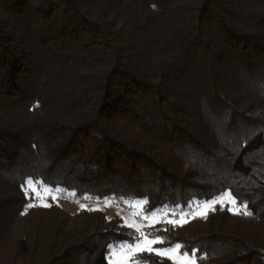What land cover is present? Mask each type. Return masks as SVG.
I'll return each instance as SVG.
<instances>
[{
  "label": "trees",
  "instance_id": "trees-1",
  "mask_svg": "<svg viewBox=\"0 0 264 264\" xmlns=\"http://www.w3.org/2000/svg\"><path fill=\"white\" fill-rule=\"evenodd\" d=\"M28 177L68 191L34 204ZM229 191L236 211L150 237L196 264H264V0H0V264H111L109 245L141 240L57 201L188 213Z\"/></svg>",
  "mask_w": 264,
  "mask_h": 264
},
{
  "label": "snow or ice",
  "instance_id": "snow-or-ice-1",
  "mask_svg": "<svg viewBox=\"0 0 264 264\" xmlns=\"http://www.w3.org/2000/svg\"><path fill=\"white\" fill-rule=\"evenodd\" d=\"M22 189L25 190L26 195L31 194V196L37 200L41 199L42 192L48 193L52 200H58L59 195L61 193H65L68 189L62 188L60 186H56L55 188L51 186H45L43 182L34 180L31 177L25 179L24 184L21 185ZM39 189V190H38ZM75 195V193H72ZM87 199V197H84ZM97 201H100V198H96ZM114 199V197H104L103 203L108 204L110 200ZM121 200L124 202L130 203L134 202L137 207L143 209L144 206L148 204L147 198H125L123 196L120 197ZM227 199L228 203L231 205H236L237 201L233 194L229 192L220 193L218 196H214L211 200L206 201H198V200H190L187 203V208L189 209L188 213L183 211H179L184 208V205L176 204L175 207H170L169 205L165 204L160 208L154 209L149 213H145L141 211L140 215L143 219L152 220V224L148 226H152L155 223L164 222L165 217L162 216L161 219H156V217L161 214L165 213V216L169 215L172 218H167L166 222L172 225H182L183 223L187 222L186 216L189 214L192 215H201L206 216V210L211 209L215 210V205L220 204L221 208L223 209L225 200ZM33 206V205H29ZM43 206H50L48 204H44ZM201 206L205 209V211H200ZM82 208L85 205H81ZM243 209L244 214L252 215V212L248 211V205L244 204L241 206ZM90 210H101V209H90ZM230 211H235L234 208H229ZM178 216V218H176ZM129 227H134L137 232H141V228L135 225H128ZM166 241L162 237L150 238V234L148 233H141V242L134 243V244H127L125 242H121L118 246L120 249V253L124 256H127L129 259L131 256L138 254L139 252H152L155 251L157 255L166 256L168 259L173 261V264H196V260L192 258L187 252H182L181 249L184 247L181 243H176L173 247L163 249V250H156L153 246L156 244H164ZM117 246L109 245L108 251L111 255L117 254ZM196 250L193 249V255L195 254ZM137 264H142V262H137Z\"/></svg>",
  "mask_w": 264,
  "mask_h": 264
},
{
  "label": "rangeland",
  "instance_id": "rangeland-1",
  "mask_svg": "<svg viewBox=\"0 0 264 264\" xmlns=\"http://www.w3.org/2000/svg\"><path fill=\"white\" fill-rule=\"evenodd\" d=\"M49 198H50V196H49L48 193L42 192L41 199L37 200V199L34 198L32 202L34 204L44 205V204H47ZM57 202H58V205H60L67 212H70L72 214L73 213H77V212H79L82 209H86V210H90V209H101V210L105 211L112 218L113 217L122 218L123 221H124V223L127 226L129 224L135 225V226H139L141 228V232H137L134 227H130V228H132L134 230V232L137 233L138 236H140V237H141V233H148L149 234L150 232L152 233V231L158 229L159 227L163 228V227H165L167 225H172V224H169V223L166 222V219L167 218H172V217L169 216V215L165 216V213H161V214H159L156 217V219L159 220V219H161L162 216H164L165 217L164 222L155 223L152 226H148V225H151L152 224V220L151 219H148V220H145V219H143V220H137L136 216L141 213L142 209L140 207H137L134 203L133 204H134L135 210L133 212H131V211H128V210H126L124 208L114 206V205H112L110 203H108V204H94V205L93 204H84L85 207L82 208L81 205H74V204H70V203H66V202H62V201H57ZM226 202L228 203L227 199L225 200V203ZM228 205L231 208H234V209L237 210L236 205H231L229 203H228ZM210 210L211 209H207L206 210V213L209 212ZM200 211H205V209L203 208V206H201ZM195 216H201V215H192V214H189L188 216H186V219H187V221H189L190 219H192ZM176 218H178V216ZM139 242H141V240ZM153 247L156 250L167 249V248H162V247H159V246H156V245H154ZM136 256H137V254L131 256V258L129 259L127 256L122 255L120 253V250H119V251H117V254L116 255L112 256V259L110 260V263L111 264H136L135 261H134V258ZM192 258L194 259V257H192Z\"/></svg>",
  "mask_w": 264,
  "mask_h": 264
}]
</instances>
